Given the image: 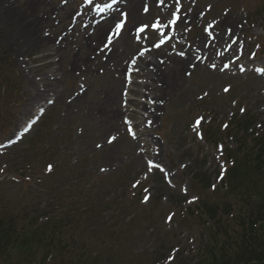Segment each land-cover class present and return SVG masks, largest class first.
Instances as JSON below:
<instances>
[{
    "label": "rangeland",
    "instance_id": "rangeland-1",
    "mask_svg": "<svg viewBox=\"0 0 264 264\" xmlns=\"http://www.w3.org/2000/svg\"><path fill=\"white\" fill-rule=\"evenodd\" d=\"M1 1L0 8L3 7ZM6 1L13 3L12 10L20 11L22 15L19 19H13L12 15L5 16L0 12V139L11 133L19 116L24 120L32 114L34 107L29 112L24 106L27 102L32 103L30 96L35 92L43 100L48 99V93L52 94L53 91L49 85L52 83L62 91V99L46 112L49 117L42 126L33 129L23 143L15 145L0 158V166L6 162L14 169L25 167L23 172L30 175L33 184H51L52 188L56 186L58 194L41 189L40 186H37L40 190H35L30 185H6L5 190L0 191V221L12 220L8 226L11 230L4 231V234L20 235L22 239L25 235L29 237V227L35 226L37 215L40 211L49 210L50 203L71 206L70 201H80L71 216H65L67 211L63 210L62 205L60 213H54L48 222H44V217L40 216L38 228L32 230H36L35 237L44 240L34 248L28 261L40 264L41 256L52 249L53 252H50L53 256L49 255V258L53 264H164L161 260L167 256L169 249L182 243L184 247L177 252L171 264H197L196 258H202L198 264L255 263L253 258H244L245 240L254 242V232L260 234L261 221L258 220L262 219L258 217L264 213V183H260L256 177L253 184L249 185V179L238 178L239 184L232 186L235 192L231 193L230 178L235 179L239 173L234 170L235 163L231 167V171L234 170L232 176L228 170L224 184L217 186L214 191L209 186L221 165L220 143L224 145L227 159L232 155L236 162L245 160L252 165L247 153L257 152L259 145L253 138L256 137L255 133L264 131V79L256 77L255 70L247 71L253 65L257 69L262 67L260 64L264 66V40L261 41V47L257 49L256 46L264 35V0H194L196 13L205 11L204 20H200L202 24L198 25L195 21L186 26L191 21L188 19L184 26L168 28V36L172 32L178 35L172 39H161L163 43L160 47L151 44L148 47L147 41L142 46L130 41L129 47L125 49L118 41L117 47L122 50L118 52L126 51L127 54L117 56L120 60L115 61L113 55L118 52L112 51L106 68L98 64L100 57L92 58L93 54L89 53L92 48L101 46L102 42L104 45L103 34L89 38L83 47L88 29L78 34L84 26L82 23L72 29L73 25L68 20L71 12L68 11L69 6H62L56 19V11H52V7L44 11L41 6L38 11L32 12L26 0ZM46 1V4L59 7V0ZM10 3L3 5L7 7ZM141 3L134 6L137 13ZM206 4L210 7L205 9ZM155 10L149 8L136 23L161 19L162 23L167 24L169 17L166 12ZM31 14L42 16L41 24H37L33 34L26 32L23 22L24 16L30 17ZM224 19L234 28L233 34L237 35L235 40L239 44V57L232 54L227 58L222 56L223 59L219 60L213 48L214 52L208 54L204 63L196 66L194 72L188 69L190 64L187 61L192 58L181 62L174 54L168 57L175 41L179 42L173 47L177 46L173 49L174 53L186 55L193 51L190 47L186 48L188 41L201 42L204 48L206 37H222L226 27V23H222ZM67 28L72 29L71 35L68 40L65 39L66 45L61 41L58 47L54 41ZM247 32L252 38H242L241 35ZM39 34L50 42H42L40 47L29 45L33 35ZM161 40L154 39L156 43ZM223 40L222 37L225 47L230 45L227 39ZM87 46L89 49H86ZM254 47L257 49L256 64L253 63L251 52ZM135 50L138 52L133 58L144 50L143 55L134 60L137 67L141 64L142 70L132 73L134 83L122 88L120 73L112 70L121 67ZM75 58L77 62L72 64ZM85 59L88 63L83 61ZM147 60L149 63L145 64ZM216 63L220 64L214 69ZM234 64H238V69L234 68ZM174 65L181 71L180 84L171 88L170 92H165L167 81H164L163 75L162 81L155 76L159 69L165 70ZM224 65L228 66L224 69ZM239 67L245 71L240 73ZM19 69L22 70L20 77ZM62 72L64 76H69L71 87H61L59 73ZM80 79L81 82L86 79L89 88L74 101L67 102L68 95L82 87L79 83L77 85ZM72 81L74 84H71ZM104 82L117 86L118 97L115 100H103L105 92L109 93L108 89L101 88ZM30 85L35 86L37 91L33 92L34 88ZM228 87L229 90L223 93ZM128 88L130 100H124L123 95V110L120 106L121 91H127ZM132 106L138 107L137 113L130 112ZM116 109L121 113L119 116ZM129 112L135 121L138 134L134 136L137 138L129 137L126 132V127L132 121L129 120ZM124 114H128L127 120ZM198 119L199 125L196 124ZM226 122L229 126L223 130ZM193 128L201 132L202 136L195 135ZM110 137H115L111 143L108 142ZM97 144L102 147L97 149ZM155 151H159L156 158H160V162L148 155ZM258 151L261 153V150ZM20 160H23L21 164ZM148 160L160 165V171L163 169L161 174L169 179L170 186L183 178L190 190L187 192V186L182 187V191L163 186L157 169L148 171ZM47 162L57 167V178L41 174ZM60 166L64 168L60 169ZM5 168L0 169V173ZM177 171H182L187 177H178ZM235 171L238 173L235 174ZM141 177L142 183L148 185V192L144 189L143 196L150 198L145 206L138 204L136 199L127 202L124 197L126 191L136 192L130 184ZM41 192L43 195L39 196ZM23 199L32 200L35 204L39 202L38 199H42L43 203L39 207L33 203L34 206L27 211L22 206ZM187 199L192 202L189 203ZM82 207L89 214L81 219L78 209ZM83 208L81 211H85ZM131 208L138 211L136 220L127 217L132 214L128 212ZM200 208L205 213H201ZM71 210L73 208L69 212ZM174 210L177 211L176 217L165 224L164 216ZM205 219L210 224L203 228ZM251 220H255L253 225L250 224ZM95 222L98 225L95 226ZM209 228L215 232L210 233ZM191 235L196 240L193 241L194 248L189 243L188 236ZM2 237L0 234L1 244ZM208 239H213L216 250V254L210 257L211 262L208 261V255L203 257L201 253ZM198 244L199 248L193 254ZM11 261L9 258L0 264H9ZM260 264H264V261Z\"/></svg>",
    "mask_w": 264,
    "mask_h": 264
},
{
    "label": "bare ground",
    "instance_id": "bare-ground-1",
    "mask_svg": "<svg viewBox=\"0 0 264 264\" xmlns=\"http://www.w3.org/2000/svg\"><path fill=\"white\" fill-rule=\"evenodd\" d=\"M138 1H140V0H138ZM137 1V2H138ZM26 2H27V7H28V9H30L31 8V10H32V12H35V11H38L37 9H39V8H41V6H43V9H45L46 7L43 5L44 3H45V1L44 0H26ZM1 3H2V8H0V12L2 13V14H4L5 16H9V15H12L13 16V19H19L20 18V16L22 15L21 13H20V11L18 12V11H16V12H14L13 10H12V5H13V3H10V2H8V1H6V0H2L1 1ZM3 3H10L7 7H4V5H3ZM181 14V13H180ZM19 17V18H18ZM192 18H193V16H192ZM41 21H42V19L40 18V16H36V14H31L30 15V17L28 16V15H25L24 16V18H23V22H24V24H25V27H26V32H31L32 34H33V30L35 29L36 30V28H37V24H41ZM187 19H184V21H176V23H178V24H180L181 26L184 24V23H187ZM191 22V21H190ZM222 23L223 24H225L226 23V27H225V30H226V32H225V30H224V37L226 36L227 38V40L228 39H230V38H233V37H236L235 35H233V31H234V28H231V25H230V23H228V20L227 19H224V20H222ZM229 29L231 30L230 32H229ZM100 29V27L99 28H97V32H96V36L98 35L99 36V34H100V32L103 30H101ZM35 35V34H34ZM34 35H33V38H31V41H29V45H31V46H38V47H40L41 45V43L42 42H45V43H49L50 42V40L49 39H46V38H43V37H41V34H39V35H37V36H35L34 37ZM67 35V34H66ZM177 33L176 32H172L171 34H169V36L166 34H164V36L166 37V38H168L169 37V39L171 38H175V37H177ZM223 36V35H222ZM165 37H164V39H165ZM224 37H223V39H224ZM95 38V37H94ZM47 40H48V42H47ZM89 40V38H85V40L84 41H88ZM61 40H59L58 42H60ZM206 42H208L207 40H206ZM212 45H211V47L210 48H208V51H210V52H213V48H214V51L216 50L217 52L218 51H222V49L224 48V45L223 44H225V42H222V37H217V36H215V38H214V40L212 41ZM235 43L236 44H238V42L237 41H235ZM121 44H123V45H125V46H129V43H128V41H123V42H121ZM234 43L232 42L230 45H233ZM48 46V45H47ZM199 46V45H198ZM230 47V46H229ZM87 48H89L88 46H87ZM231 48V47H230ZM229 53V55H232L233 53H231V52H228ZM234 56H236V55H234ZM117 56H114V58H116ZM219 59H220V57H218ZM181 60V62H183V60L182 59H180ZM179 60V61H180ZM75 62H76V58L74 59V61H73V63L72 64H75ZM188 63L190 64V65H193L194 66V64H196L197 63V61H196V59H192L191 61L189 60L188 61ZM177 65H178V63H177ZM175 66L176 65H174L173 67H171V68H169V67H167V68H165V70H161V69H159V71L157 72V70H156V76H155V78L157 79V80H160V81H162V75H163V78H164V81L166 82V89L164 90L165 92H170L171 91V88L172 89H174V87H176V85L177 84H180V82H179V80H180V69L178 70V69H176L175 68ZM183 67H184V64H183ZM149 73V72H148ZM149 79H151V77L149 78ZM150 86L152 85V83H151V80H150ZM111 85V84H110ZM31 86V88H34V90H36V88H35V86H32V85H30ZM111 87H112V90L109 92V93H107V92H105V99H103V100H109V99H111V100H115L116 99V97H118V95H117V86H113V85H111ZM102 100V101H103ZM101 110V108L99 107V111ZM116 114L119 116L121 113L116 109Z\"/></svg>",
    "mask_w": 264,
    "mask_h": 264
},
{
    "label": "trees",
    "instance_id": "trees-1",
    "mask_svg": "<svg viewBox=\"0 0 264 264\" xmlns=\"http://www.w3.org/2000/svg\"><path fill=\"white\" fill-rule=\"evenodd\" d=\"M256 143H258V149L261 150V153L258 151L256 153H247L249 156V161L252 165L248 164L245 160H241L242 162H236L235 164V169L237 170L235 171V174L238 173V177H236L235 179H231L230 178V183H229V187H231V189L234 187H232L234 184L235 187L239 184V182H237V179L239 178L241 180V178L243 177L246 178V181L249 179V185L253 184V182L255 181L256 177H258V180L260 181V183H264V136L260 137V138H255L254 140ZM263 153V154H262ZM231 171L230 176H232L233 171ZM234 174V176H235ZM257 175V176H255ZM235 192V191H233ZM264 209V204L262 206V210ZM258 216H260V214H257ZM258 219H262L259 227L261 228L260 230V234L258 235L257 233L255 234L254 232V240L256 239H261V240H256L254 241V243L252 242V240H248L246 239L245 241V251H246V256L249 255V258H252L255 260L253 264H260V262L264 261V213L258 217ZM256 220V219H255ZM255 220H251L250 224L253 225V223L255 222ZM260 221V220H258ZM1 235H3V237L1 238L2 243H0V248L7 252L8 254L11 256V251L10 249H14V246L16 244H26L29 243V241L31 242H37L36 239H34V236H24V239H21L20 235L18 236V238L14 241H16L17 243H11V237L7 234L5 235L4 233H0ZM203 257H205L206 255H208V260H210V257L216 254V250H215V246L212 245L210 243V245H207L205 248L202 249L201 251ZM252 254V255H250ZM224 255V252H223ZM260 256H262L261 258H259ZM252 260V259H250Z\"/></svg>",
    "mask_w": 264,
    "mask_h": 264
},
{
    "label": "snow or ice",
    "instance_id": "snow-or-ice-1",
    "mask_svg": "<svg viewBox=\"0 0 264 264\" xmlns=\"http://www.w3.org/2000/svg\"><path fill=\"white\" fill-rule=\"evenodd\" d=\"M89 2H91V0H89ZM113 2L115 3L116 0H113ZM157 2H158V4H162L164 2V0H157ZM176 2H177V4H179V0H176ZM110 7H111V4H106L103 8L99 7V5H97V9L100 12H103L105 10V8H110ZM145 11H147V8H145ZM126 15H127L126 13L121 12V16L126 17ZM173 17H174V19L169 20V24H171V25H175L176 20L179 19V17L176 16V13H173ZM123 23H124L123 21H120V22H117L116 23V25H115V34L116 35H119V33H120V31H121V29L123 27ZM146 27L147 26H143V27L139 28L138 31L139 32H143ZM153 27H159V22L157 24H155ZM230 31L231 30L229 29V32ZM107 39H108V44H110L112 42V36L109 35ZM162 43H163V40H161L160 43L154 44V46L155 47H160V44H162ZM108 44H106L105 47H107ZM140 55H143V52H141ZM181 55H183V53H181ZM227 66L228 65H224V67H227ZM213 67H214V65H213ZM241 70L243 71V69H241ZM228 90L229 89L226 88L225 89V92H227ZM205 95H206V93H205ZM243 111H244V109L242 108L241 109V112H243ZM196 124L197 125L200 124V119H198L196 121ZM225 127H227V125H225ZM197 135L199 136L200 133L197 132ZM114 139H115V137H110L109 140H108V142L111 143ZM97 147H101V145H97ZM147 164H148V171L149 172H151L153 168H160V165L158 163H155L153 160H148L147 161ZM49 170H51V165H49ZM102 171H103V169H102ZM161 171H163L162 168H161ZM138 183H139V181H137L136 184L133 185V187H136L138 185ZM144 191L147 193L148 192V189H145ZM185 191H186V189H185ZM148 199H149V197L146 195L145 198H144V202H147ZM189 203H191V201H189ZM171 218L172 217L169 216V218H168L169 221L171 220Z\"/></svg>",
    "mask_w": 264,
    "mask_h": 264
}]
</instances>
